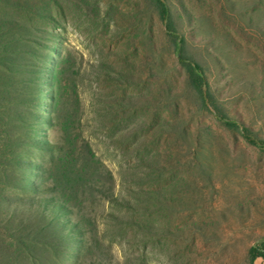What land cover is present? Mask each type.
I'll return each instance as SVG.
<instances>
[{
  "label": "rangeland",
  "instance_id": "374dc122",
  "mask_svg": "<svg viewBox=\"0 0 264 264\" xmlns=\"http://www.w3.org/2000/svg\"><path fill=\"white\" fill-rule=\"evenodd\" d=\"M0 25V264H264V0H0Z\"/></svg>",
  "mask_w": 264,
  "mask_h": 264
},
{
  "label": "trees",
  "instance_id": "16d2710c",
  "mask_svg": "<svg viewBox=\"0 0 264 264\" xmlns=\"http://www.w3.org/2000/svg\"><path fill=\"white\" fill-rule=\"evenodd\" d=\"M180 60L183 64L184 71L186 73L187 80L190 86L195 89L200 95H202L203 88L206 84L204 83L203 76L200 73L198 66H196L192 62H184L183 58H180Z\"/></svg>",
  "mask_w": 264,
  "mask_h": 264
}]
</instances>
